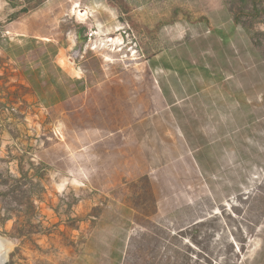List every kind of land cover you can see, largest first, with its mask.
<instances>
[{
	"label": "rangeland",
	"instance_id": "374dc122",
	"mask_svg": "<svg viewBox=\"0 0 264 264\" xmlns=\"http://www.w3.org/2000/svg\"><path fill=\"white\" fill-rule=\"evenodd\" d=\"M1 2L9 56L81 47L86 82L45 108L1 58L0 180L35 209L0 193L45 233L0 223L5 264H264V0Z\"/></svg>",
	"mask_w": 264,
	"mask_h": 264
},
{
	"label": "crops",
	"instance_id": "0c3cea01",
	"mask_svg": "<svg viewBox=\"0 0 264 264\" xmlns=\"http://www.w3.org/2000/svg\"><path fill=\"white\" fill-rule=\"evenodd\" d=\"M5 4L1 2L0 9L3 7L1 5ZM2 15L0 12V16ZM32 39L34 40L29 41L31 49L24 53L21 64L17 58L9 56L7 50L0 45V77L4 73L1 68V58L8 61H13L14 58L17 70L23 68L21 80L29 90L30 96L38 105L45 108L63 104L85 90L86 82L80 73L75 72V66H73L74 70H71L65 64L67 60L64 47L50 44L49 49L40 48L38 44L41 42L37 41V37ZM1 92L0 86V94Z\"/></svg>",
	"mask_w": 264,
	"mask_h": 264
},
{
	"label": "trees",
	"instance_id": "16d2710c",
	"mask_svg": "<svg viewBox=\"0 0 264 264\" xmlns=\"http://www.w3.org/2000/svg\"><path fill=\"white\" fill-rule=\"evenodd\" d=\"M82 16V15H81ZM239 19L237 18V22ZM32 167H34L33 162H29ZM37 170V168H34ZM18 173L19 176L10 174L8 172H5L3 175H1L0 185H4L7 189V193L12 196L13 201L16 205L21 206L23 201L26 204V206L29 208V210L33 211L35 209L34 205V192H30V190H26L24 187L28 184L31 187L36 186L38 183H34L29 179L27 183H24L26 179H28V175L26 172H24L21 168L20 163L18 162ZM37 177H40V174H35ZM4 195L0 193V205L3 207V210L5 211L4 216L0 218V223L4 225L7 221L13 220L14 225L12 229V235L11 237L16 240L20 244H25L26 242H32L34 243V240L32 238L33 235H39V234H45L43 230H40L41 223L34 224L33 221V214L29 213L26 216L23 217V219L20 216L12 215L9 213V207L8 204L4 200ZM18 248L15 249V251ZM13 253L11 254V256ZM9 264V263H8Z\"/></svg>",
	"mask_w": 264,
	"mask_h": 264
},
{
	"label": "bare ground",
	"instance_id": "6f19581e",
	"mask_svg": "<svg viewBox=\"0 0 264 264\" xmlns=\"http://www.w3.org/2000/svg\"><path fill=\"white\" fill-rule=\"evenodd\" d=\"M69 63L73 64L70 60H69ZM6 244H7V241L0 237V264H5L7 261L9 247H7Z\"/></svg>",
	"mask_w": 264,
	"mask_h": 264
},
{
	"label": "built area",
	"instance_id": "2783aa9c",
	"mask_svg": "<svg viewBox=\"0 0 264 264\" xmlns=\"http://www.w3.org/2000/svg\"><path fill=\"white\" fill-rule=\"evenodd\" d=\"M0 35H2L1 32ZM82 58H83V52L81 47L72 50L68 56V59L73 63L74 66H76Z\"/></svg>",
	"mask_w": 264,
	"mask_h": 264
}]
</instances>
